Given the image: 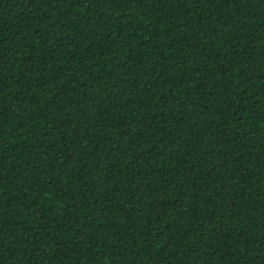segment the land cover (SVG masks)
Wrapping results in <instances>:
<instances>
[{"label":"trees","instance_id":"trees-1","mask_svg":"<svg viewBox=\"0 0 264 264\" xmlns=\"http://www.w3.org/2000/svg\"><path fill=\"white\" fill-rule=\"evenodd\" d=\"M0 264H264V0H0Z\"/></svg>","mask_w":264,"mask_h":264}]
</instances>
